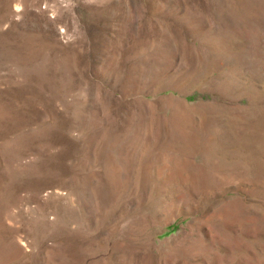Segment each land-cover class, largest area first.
I'll return each instance as SVG.
<instances>
[{
  "label": "rangeland",
  "instance_id": "374dc122",
  "mask_svg": "<svg viewBox=\"0 0 264 264\" xmlns=\"http://www.w3.org/2000/svg\"><path fill=\"white\" fill-rule=\"evenodd\" d=\"M0 264H264V0H0Z\"/></svg>",
  "mask_w": 264,
  "mask_h": 264
}]
</instances>
